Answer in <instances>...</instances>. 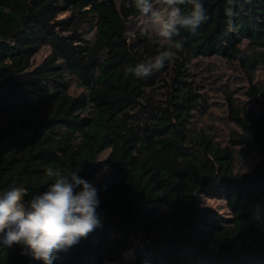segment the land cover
<instances>
[{
	"label": "trees",
	"instance_id": "16d2710c",
	"mask_svg": "<svg viewBox=\"0 0 264 264\" xmlns=\"http://www.w3.org/2000/svg\"><path fill=\"white\" fill-rule=\"evenodd\" d=\"M202 2L197 32L166 40L137 27L153 16L135 0H0V192L23 187L28 204L51 168L77 172L99 198L101 226L52 264H264V0ZM169 48L153 75L127 72ZM211 60L244 84L221 89L224 141L192 125L209 109L213 72L198 66ZM25 252L0 240V264H44Z\"/></svg>",
	"mask_w": 264,
	"mask_h": 264
},
{
	"label": "clouds",
	"instance_id": "9594fccd",
	"mask_svg": "<svg viewBox=\"0 0 264 264\" xmlns=\"http://www.w3.org/2000/svg\"><path fill=\"white\" fill-rule=\"evenodd\" d=\"M163 3L169 11L156 25L160 38L172 40L180 29L195 34L208 19L202 0H163ZM185 3L191 5L188 12L179 7ZM135 7L139 13L151 14L154 19L160 16L152 0H135ZM229 30H232L231 23ZM175 48L182 49V44L176 43ZM175 55L169 48L146 62L129 67L127 72L136 78L149 77L164 68L166 61ZM46 174L54 181L46 191L33 196L27 206L23 202L28 193L25 188L13 185L0 192V240L8 247L22 243L25 254H31L44 264H52L57 252L66 251L86 238L101 226V220L97 212L98 193L90 182L78 177L77 172L65 175L59 169L49 168Z\"/></svg>",
	"mask_w": 264,
	"mask_h": 264
},
{
	"label": "rangeland",
	"instance_id": "374dc122",
	"mask_svg": "<svg viewBox=\"0 0 264 264\" xmlns=\"http://www.w3.org/2000/svg\"><path fill=\"white\" fill-rule=\"evenodd\" d=\"M169 9L160 8V16L156 19L144 18L139 21V28L145 31H149L157 34L156 25L160 19L166 17ZM138 24V23H137ZM48 53L47 48H42L39 53L36 54L34 62L39 63ZM201 65H206L213 72L210 77H203L202 83L205 85V90L203 93L207 97L206 103L209 107L208 111H202L197 114L196 119L193 121L192 125L195 128L205 130L206 132L213 133L214 138L219 141H224L226 139L227 131L233 126L226 119V112L224 107V101L221 94L222 88H237L241 89L243 87L242 78L239 77V73H235L234 70L227 64L211 60L201 62L198 66V70ZM201 72V71H199ZM206 72H202V75H206ZM214 77H217L215 80ZM256 82L260 85H264V71L259 70L256 73ZM224 84V85H223ZM80 88L75 80H71L69 83V92L72 95H76L80 92ZM251 168V162L245 161L243 163L239 162L237 164V172L242 173ZM205 203L218 209L220 212H226V204L222 200L216 199H205ZM127 257H131V253L126 254Z\"/></svg>",
	"mask_w": 264,
	"mask_h": 264
},
{
	"label": "built area",
	"instance_id": "2783aa9c",
	"mask_svg": "<svg viewBox=\"0 0 264 264\" xmlns=\"http://www.w3.org/2000/svg\"><path fill=\"white\" fill-rule=\"evenodd\" d=\"M25 203V202H24ZM25 205L27 206V204L25 203Z\"/></svg>",
	"mask_w": 264,
	"mask_h": 264
}]
</instances>
